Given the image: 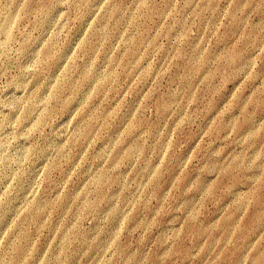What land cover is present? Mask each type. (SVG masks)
<instances>
[{
	"label": "rangeland",
	"instance_id": "1",
	"mask_svg": "<svg viewBox=\"0 0 264 264\" xmlns=\"http://www.w3.org/2000/svg\"><path fill=\"white\" fill-rule=\"evenodd\" d=\"M0 264H264V0H0Z\"/></svg>",
	"mask_w": 264,
	"mask_h": 264
}]
</instances>
